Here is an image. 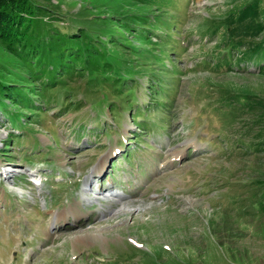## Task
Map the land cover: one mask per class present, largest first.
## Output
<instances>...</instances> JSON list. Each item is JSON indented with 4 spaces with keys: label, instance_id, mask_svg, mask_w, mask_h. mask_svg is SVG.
Masks as SVG:
<instances>
[{
    "label": "rangeland",
    "instance_id": "obj_1",
    "mask_svg": "<svg viewBox=\"0 0 264 264\" xmlns=\"http://www.w3.org/2000/svg\"><path fill=\"white\" fill-rule=\"evenodd\" d=\"M39 1L58 12L45 20L63 24L62 31L76 29L70 16L135 9L132 0ZM233 1L239 2L168 1V16L177 17L173 29L181 31L173 36L177 45H169L172 58H180L177 73L150 75L146 56L132 55L114 61L133 77L128 86L114 85L120 79L102 69L65 75L45 91L42 111L30 121L22 115L17 127L7 115L15 109L10 98L9 111L0 104V264H264V187L258 183L264 152H256L258 144L242 146L257 141L258 127L247 123L264 98V75H253L259 70L253 61L238 64L242 71L230 64L224 71L194 67L217 35L249 46L264 26L260 8L248 7L240 19L228 16L224 29L200 24L204 42L188 34L205 15L222 17ZM33 67L0 41V74L17 69L12 79L29 84ZM159 73L169 92L159 101L169 100L171 109L148 107L134 119L126 91L131 87L139 103L146 101L145 109L146 85ZM110 185L125 194L107 198Z\"/></svg>",
    "mask_w": 264,
    "mask_h": 264
},
{
    "label": "trees",
    "instance_id": "obj_2",
    "mask_svg": "<svg viewBox=\"0 0 264 264\" xmlns=\"http://www.w3.org/2000/svg\"><path fill=\"white\" fill-rule=\"evenodd\" d=\"M132 1L135 6L134 10L128 12L120 10L118 13L105 12L101 14L104 18L91 19L85 13H80L78 19L70 16L69 21L76 29L62 31L60 28L64 26L63 24L59 23L54 26L51 21L45 20V16L57 17L55 14L58 12L43 5L39 0H0V41L9 53L18 58H28L30 63L34 64L32 71L28 73L30 76H26V80L31 81L29 84H22L18 80L12 79L11 76L18 73L16 72L17 69H3L0 74V104L4 105L5 111H9V105L5 99L10 98V103L15 109L12 112H7V115L14 126H16L17 121L19 123L22 121L20 119L22 115H25L30 121L37 108L42 111L45 91L61 83L62 80L66 79L65 75L68 74L87 71L97 73L102 69L105 74L116 75L120 79L118 82L113 79V81L115 80L114 85L128 86L130 82H127V79L133 77L122 71L114 61L122 62L134 55L146 56L147 62L150 63L151 61L152 65H148L149 63L146 65V70L149 71L150 75L156 73L155 69L164 70L163 73L179 72L176 61H180V58H172L169 45H172L173 48L177 45L173 36L175 33H181V31L177 27L173 29L175 26L173 21L177 20V17L168 16L169 0H165V2L162 0ZM240 2L241 0L238 3L233 1L226 9L221 8L224 15L218 17L220 20L216 18V14L205 15L204 20L199 25L188 28L189 36L198 33L199 41L204 42L206 32L199 29L201 25L207 28L213 23L218 29H224L228 26V16L240 19L245 9L254 6L260 8L259 16L263 19L261 23L264 24V8L261 7L264 0H248L243 5ZM123 6L128 7V5ZM188 6L185 12L190 17L192 12ZM91 20H95V22L91 25H85L84 21L91 22ZM102 24L103 26H100ZM162 30L165 31V34H162ZM152 36L156 37L155 40L152 39ZM217 37L214 45L201 44L207 48L203 51V58L199 62L195 61L194 67L196 69L204 66L208 67L209 70L224 71L222 68L228 67L227 65L230 64L231 69L238 68L240 71L242 67L238 64L253 61L259 69L253 75H264V26H261L258 33L252 36V43L249 46H244V48V43L239 48L235 39L230 38L228 33L217 35ZM179 41H182V44L185 42L184 39ZM182 44L181 49L183 50L185 46ZM142 46L145 49L142 50ZM218 48H221L220 52L215 51ZM248 48L255 49L257 55L245 54L244 52ZM238 51L243 54L240 55ZM235 52L237 54L233 58L232 55ZM140 57L137 58L140 59ZM165 58L170 59L169 64ZM153 69L154 71H152ZM245 72L248 71L238 73L245 74ZM158 75L154 78L150 77L146 85L151 95V101L147 103L148 106L145 109L142 106L146 101L139 103L136 94L131 93V87L126 91L125 96L130 99L128 107L132 110L134 119L143 115L142 113L145 111H151L148 107L153 106V110H156V107L162 105L164 111L171 109L172 102H168L169 100L159 101L160 97H165L164 95L169 92H167L163 74L159 73ZM132 81L134 80L132 79ZM176 86L174 85V87ZM115 89L118 90L119 88L116 86ZM123 90L119 91L123 92ZM241 92L243 93V91ZM245 94L248 93L244 92L242 95ZM36 101L39 104H36ZM47 101L51 102L53 98H48ZM261 103L264 105V98L256 103L259 110L253 119L247 123V125L258 127L254 136L257 141L253 144L246 142L242 144L245 149H250L249 147L258 144V146H253L256 152H264V110H262L264 106ZM147 125L148 123L145 124L146 127ZM20 126L21 124L18 125V127ZM126 153L129 154V151ZM2 155L8 154L2 152ZM258 183L264 187V178H260ZM261 207L264 210V201ZM233 263L239 264L234 260Z\"/></svg>",
    "mask_w": 264,
    "mask_h": 264
},
{
    "label": "bare ground",
    "instance_id": "obj_3",
    "mask_svg": "<svg viewBox=\"0 0 264 264\" xmlns=\"http://www.w3.org/2000/svg\"><path fill=\"white\" fill-rule=\"evenodd\" d=\"M52 227H54V226H52Z\"/></svg>",
    "mask_w": 264,
    "mask_h": 264
}]
</instances>
